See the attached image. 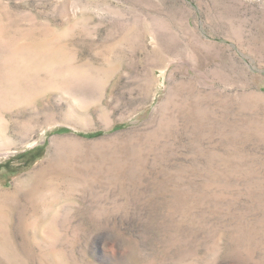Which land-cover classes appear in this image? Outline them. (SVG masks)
<instances>
[{"label": "rangeland", "instance_id": "374dc122", "mask_svg": "<svg viewBox=\"0 0 264 264\" xmlns=\"http://www.w3.org/2000/svg\"><path fill=\"white\" fill-rule=\"evenodd\" d=\"M0 264H264V0H0Z\"/></svg>", "mask_w": 264, "mask_h": 264}]
</instances>
